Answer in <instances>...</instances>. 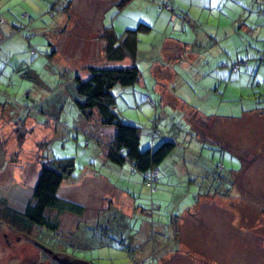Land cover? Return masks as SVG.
Wrapping results in <instances>:
<instances>
[{"label": "rangeland", "instance_id": "1", "mask_svg": "<svg viewBox=\"0 0 264 264\" xmlns=\"http://www.w3.org/2000/svg\"><path fill=\"white\" fill-rule=\"evenodd\" d=\"M69 1L0 0V197L10 207L23 212L31 200L41 160L46 157L73 158V177L63 181L58 196L86 207L85 213L76 216L68 211L49 209L45 216L57 222L58 230L34 226L27 236L0 220V264H59L64 257L90 264L156 263L150 256L145 258L151 245L146 238L140 240L145 243V250L136 255L127 252L128 239L141 228L140 221H149L154 226L159 217L167 220L170 214H175L171 211L175 208L171 200L177 196H163L161 205L156 195L151 196L148 220L139 215L130 219L118 211L121 215L114 224L110 223L109 231L98 228L94 213L99 205L111 203L115 209L120 207L126 212L132 205L129 197L108 188L105 181L123 188L131 183L128 181L137 182V179L126 172H122L121 177L120 172L109 176L99 162L96 167L90 166V154L99 156L103 153L114 127L99 123L96 117L85 121L74 105L78 98L75 76L85 78L87 65L105 66L107 63L103 56L102 36L98 40L102 26L116 27L121 31L133 29L140 22L151 29L149 34L141 37L142 48L147 49L151 42L159 44V40L165 39L162 62L166 61L165 55L183 53L176 64H169L182 78V85L169 88L173 77L169 78L170 67H164L161 74L169 82L160 81L167 84L161 85L160 90L163 92L162 86L165 87L166 97L150 93L159 105L157 110L139 97L137 107L132 108L130 104L135 99L129 93L124 96L118 86L113 90L116 104L127 116L125 121L141 128V147L153 140L160 144L164 139H170L180 146L175 152L177 157L191 153L184 149L192 143L187 142L186 135L190 127L215 137L217 132L224 131L226 136L225 145L214 140L195 144L196 150L209 158L210 164L206 181L199 182L192 191L203 193L208 190L209 200L214 201L211 196L220 188L222 202L228 203V213L214 219L220 221L222 218L217 222L218 234L211 231V236L207 228L203 229L205 234L202 236L206 239L197 240L199 250L191 255L198 259H193L190 264H264V121L262 117L259 118L262 123L252 117L230 120L238 118L240 112L249 107L248 92L255 89L258 99L264 98V64L257 54L259 50L264 51V14L260 15L256 10L257 1L246 0L243 4V0H170L178 17L187 18L191 14L204 24L195 29L189 26V19L188 23L185 20L184 33L178 37L171 30H179V23L169 18L173 11L158 10L160 0H133L122 11L117 8L118 0H73L72 7L65 10ZM235 15L237 23L244 20L249 24V17L257 15L260 18H255L254 28V25L248 26L249 30L243 27V30H235L237 34H230V30L226 33L221 30L220 34V30L212 29L219 19L221 23H230ZM205 23L209 25L205 26ZM173 38H177L180 45L191 43L192 46L186 45L183 50L171 49L176 43ZM212 38L218 39L215 45H211ZM191 49L192 53H189ZM209 54L219 62L215 63L212 57L208 63ZM239 59L247 60L248 65L242 66L238 73L233 74L227 67H221L223 62L230 64ZM250 77V85L245 87ZM226 86L227 91L223 94ZM216 87L221 91L218 95H215ZM175 96L181 98L184 113L173 107ZM191 110L206 117H197ZM152 130L160 133L152 136ZM168 133L170 138L166 137ZM172 192L179 194L174 189ZM185 196L182 202L193 205V196L182 195V198ZM165 233L164 230L163 235ZM121 238L128 242L122 245ZM150 238L157 240L159 237L152 235ZM32 240L58 258L40 250ZM212 242L216 249L226 250V262L223 251L211 254L207 251L206 245L211 243L210 248ZM235 246L237 249L242 247V250L236 252ZM141 255L145 257L141 259ZM174 261V264H189L188 260ZM158 264L164 263L160 260Z\"/></svg>", "mask_w": 264, "mask_h": 264}, {"label": "trees", "instance_id": "2", "mask_svg": "<svg viewBox=\"0 0 264 264\" xmlns=\"http://www.w3.org/2000/svg\"><path fill=\"white\" fill-rule=\"evenodd\" d=\"M132 1L118 0V10H124ZM256 1V10L260 11V15H262L261 13L264 14V0ZM72 2L73 0H70L64 9L66 10L69 6L72 7ZM245 2L246 0H243V4ZM172 6L170 0H160L157 5L159 11H173L171 15L169 14V18L175 23H179V30H171L173 35L178 37V35L184 33L185 20L188 23V19L191 24L189 26L196 27L195 29L200 25H204L194 15H187V18L178 17L174 13V6ZM253 12H255V9ZM249 18L251 19V23L249 24L245 23L244 20L237 23L235 15L230 22L231 25L233 23L232 30H243V27H245V30H249L248 26L252 25H254V28L256 26L255 18L258 19L260 17L257 15L254 18ZM216 25L214 24V27ZM121 31L117 30L116 27L102 26L98 40L102 36L101 39L104 42L103 56L110 66L87 65L84 69L86 71L85 78L78 75L75 76V92L78 98L74 100V105L85 121H91L96 117L99 123L114 127L112 137L103 153H99V156L93 153L90 154V166L96 167L95 164L99 162L101 169L111 176L110 174L118 175L115 169L120 170L125 165L131 173H137L141 176L143 185L152 194L156 189L159 178L158 168L175 148L177 149V143L170 139H164L158 145L157 141L153 140L151 144L141 147V128L138 125L125 121L127 116L124 114V109L122 108L121 111L118 104H116L113 90L118 86L120 87L118 91L124 96L129 93L135 99L134 103L130 104L133 106L132 108L137 107L138 101L136 99L139 97V100L143 99L145 103H148L157 110L159 105L150 94L151 92L154 95L156 94L154 92L155 82L151 77L150 70L152 61L158 59L156 48L162 43V40H159V44L151 42L147 49L142 48V35H147L151 32L150 27L143 22L138 23L133 29ZM263 52L262 50L257 51L258 59L262 64H264ZM124 62H128V65H121ZM216 62L218 63L219 61ZM247 65L248 61L245 59H239L230 64L221 63V67H227L233 74L238 73L242 66ZM234 66L236 68L233 70ZM251 77L248 83L245 84V87L246 85H250ZM141 80H143L142 83L144 85L140 84ZM222 92L224 94V91ZM256 93L255 89L248 92V96L254 102V108L253 106L252 108L253 110L256 108L264 110V98L258 99ZM127 102L130 103V101ZM128 108L131 107L128 106ZM188 131V133L194 135L191 127ZM159 133L158 130H152V136H156ZM85 146H87V143ZM96 158H98V161ZM74 168L73 158L49 159L46 157L42 159L32 190L31 200L25 210L19 212L10 207L4 198L0 197V220L11 226L14 230L27 235V232L32 231L34 226H44L58 230L57 222H53L45 216V213L49 209H55L58 212L68 211L76 216H82L85 213L86 207L79 206L70 200H63L58 196V191L63 181L73 177ZM103 214L102 217L96 218L98 220L97 227L109 231L110 223L114 224L117 216L121 214L116 209L111 211L106 210ZM169 221L171 222V219ZM125 228L128 230L129 225ZM138 232L139 230L135 233ZM128 240L121 238L120 243L125 245ZM133 251L134 249L129 245L127 252L132 253Z\"/></svg>", "mask_w": 264, "mask_h": 264}, {"label": "crops", "instance_id": "3", "mask_svg": "<svg viewBox=\"0 0 264 264\" xmlns=\"http://www.w3.org/2000/svg\"><path fill=\"white\" fill-rule=\"evenodd\" d=\"M236 14H237V12H236ZM189 15H191V14H189ZM220 20L221 19H219L218 22L215 23L217 25H216V27L212 28L213 30H219L220 29V30H224L225 33H226V30H230V34L236 33L235 30H232L233 29L232 28L233 23H232V25L230 23H224V22L221 23ZM208 25L209 24H206L205 26H208ZM218 32H216V33H218ZM220 34H222V31H220ZM173 39H175L176 43L173 45V47L171 49H174L176 47V48L183 50L186 47V45L192 46L191 43H186V45L185 44L180 45L177 38H173ZM211 40H212L211 45H215L218 41V39H214V38H212ZM164 41H165V39L161 41L162 43L160 45H158L159 46V48H158L159 51L157 53L158 59L153 60V61L150 59L152 61L150 74H151L152 79L155 82L154 92L158 96H160L161 98L166 97V94H165V87L162 86L164 88V91L162 92L160 90V86L161 85H167L169 82L168 80H167L168 82H166L165 75L161 74L162 72H164V67H170L171 65H169V64H176V60H180L181 56L183 55V53H182V55H177L176 53L171 54V55H165L166 61L162 62V57H163L164 52H161V50H162V46H163ZM194 41L197 42L196 39H194ZM225 49H228V47ZM190 51L191 52H189V53H192V49ZM179 52L181 53L182 51L179 50ZM212 57H213L214 61H216V57L213 56L212 54L208 55V59L206 58V61L208 63L211 62ZM167 61H168V63H167ZM105 65L110 66L109 63H106ZM121 65H128V62H124ZM182 68L185 69L186 66H183ZM168 72L171 73V74H169V78L171 77V75L173 77L172 79H170L171 82L168 85L169 88H175V85L181 86L183 80L178 75V72H176L175 70H172L171 67H170V70H168ZM190 73H193V71H191ZM142 81L143 80H141L140 84L144 85L142 83ZM160 81L161 82L165 81L167 84L166 83L161 84ZM225 91H227V87L224 90V93H225ZM216 92H217V94H215V95H218L219 90L217 89ZM175 97H173V98H175V100H173L175 103L173 105V107H175L176 110H178L179 112L184 113V108L182 106L184 104H181L182 103L181 98L177 97V96H175ZM248 100L250 101L249 105H248L249 107L246 106L247 109L242 110L240 112L241 115L238 118H232L230 120H242V119L244 120V117H247V118L252 117V118L260 120L259 118L262 117L263 121H264V110L258 109V108L253 110L254 102L251 99V97H248ZM177 105H179V106H177ZM252 106H253V108H252ZM191 112L192 113L194 112V114L197 117H203V116H204L203 118L206 117L205 114H203L199 111L191 110ZM200 115H202V116H200ZM218 118L220 120L222 119L221 116L220 117L218 116ZM260 122L262 123L261 120H260ZM192 131L194 132V135H191L190 133L186 134L188 136L187 142H192V143L184 146V149L189 150L191 153L190 154L184 153V154L176 157L175 152H177V150L180 147V146L179 147L176 146L177 149L175 148V150L162 162V164L158 168L159 178H158V182L156 184V189H155L154 193L151 194V192L148 191V189L143 185L142 178L139 174L131 173L129 171L128 167H126L125 165L122 166L120 168V170L115 169L116 172L118 174L120 172V174H119L120 177L122 175V172H126L128 174V176L133 175L136 177L137 182L130 180V181H128V182H131L130 184H127L123 188H119V187L113 186L109 180H107L108 184L105 181V184L108 188L112 187L116 191L120 192L122 195L129 197V199L131 200L132 205H131L130 210H128V212L123 211L122 208H120V207H118L116 209L117 211L124 212L130 219L136 218V216L139 215V217L144 216V218H146V220H148L147 217L149 216V214H148L147 208L149 206L150 197L153 195H156L158 197L157 201L160 205L162 203V197L163 196L173 195V194L177 196L176 198L171 200L172 206L174 205V207H175V208H172L171 211H174L175 214H173V215L170 214V216H169V218H167V220L159 217L157 222H154V226H151L149 224V221H145V220L141 221V223H139V225L141 227V228H139V232L132 234L130 236V239H129L130 247L134 249L133 252L136 255L139 251H142L143 249L145 250V243H141L140 240L142 238H146V240H148L151 243V245L148 246V252L150 253V255H149V253H148L147 257H145V255H141L140 258L142 259L144 256L147 259L150 256L151 258L156 260L155 264H158L160 260H162L164 264H174L175 259H178V261H180V263L183 262L184 260L185 261L188 260V263L190 264L193 259H195V258L198 259V257H194L193 255H191V252H193L197 249L199 250V248H198L199 244H198L197 240H199V239L205 240L206 239L205 236H202L203 234H205L203 232V229L207 228L208 232H210L211 236H212V232H214V231L218 234V230L216 228H218L217 222L219 220H214V219L216 218L217 215H220L221 217H225V214L227 215V213H228V203L222 202L223 196H222V193H220V190H221L220 188L214 190V194H212V196H211V198H213L214 201L209 200L210 192L208 194V191L207 192L205 191L203 193H200L199 191H197V192L192 191V188H194L195 185H197L199 182H205L206 181L205 176L207 175V172L209 171V164H210L209 158L205 157L201 153L200 150L197 151L195 148L196 147L195 144H201V143H204L206 141L214 140L215 142H218L220 144L223 143L225 145L226 144L225 132L219 131L216 134L217 137H215V135H212L210 133L208 135L207 134L205 135L204 132H203L204 134L201 133L200 131H198V129H196V127L194 130L192 129ZM170 133H168L166 135L167 138H170L169 137ZM184 152H187V151H184ZM218 165L219 164L217 163V165H216L217 169H218ZM113 172H114V169H113ZM186 175H191V177H187ZM92 177L94 179H98L96 175H92ZM99 177L102 178L103 176H99ZM172 189H174V191H178L179 194L177 195V194L173 193ZM182 195H188V196L192 195L193 196L192 202H194V204L192 205L191 203L186 202V201L183 203L182 200H185L186 196L182 198ZM217 195L220 198H218ZM225 200H227L226 197H225ZM156 208L159 209L160 206L157 205ZM114 209H115L114 204H111V203H107V204L102 205V206L99 205L98 209H97L98 213L95 212L94 217L100 218L104 215L103 214L104 211H106V210L111 211ZM236 212H238V211L236 210ZM100 214H101V216H100ZM206 217H207V219H206ZM170 219H171V222L169 221ZM221 219H220V221H221ZM142 226H144V227H142ZM164 227H166V228H164ZM210 227H212V229ZM161 228H164V230L166 232L164 235H163L164 230L160 231ZM208 232H207L208 237H210V234ZM141 234H143V236H141ZM152 235H153V237L157 236L159 238L157 240L151 239L150 237ZM161 238H164V239L161 240ZM210 239L211 238H209L208 240H210ZM248 242H250V241H248ZM201 243H203V242H201ZM209 244H211V243H209ZM209 244H207L205 248H208L207 251H210V254L213 252H217V250L223 251L219 247H218V249H216L217 246L214 243L209 248V246H208ZM241 248L242 247H239L240 251L242 250ZM251 248H252V246H251ZM235 249H236V252H238L239 249H237L236 246H235ZM225 252H226V250L223 251V255H222V257H224L223 258L224 261L227 260ZM253 254H254V251H253ZM235 258L236 257H233L232 260H235ZM143 263H145V262H143ZM139 264H142V263H139ZM147 264H148V261H147Z\"/></svg>", "mask_w": 264, "mask_h": 264}, {"label": "water", "instance_id": "4", "mask_svg": "<svg viewBox=\"0 0 264 264\" xmlns=\"http://www.w3.org/2000/svg\"><path fill=\"white\" fill-rule=\"evenodd\" d=\"M42 250H44L45 252L48 253V255H51L52 257H54L55 259L58 258L56 254H53L50 250L45 249V247H40ZM62 264H88L85 261H81V260H75V259H71V258H66L64 257L63 260L59 261Z\"/></svg>", "mask_w": 264, "mask_h": 264}, {"label": "flooded vegetation", "instance_id": "5", "mask_svg": "<svg viewBox=\"0 0 264 264\" xmlns=\"http://www.w3.org/2000/svg\"><path fill=\"white\" fill-rule=\"evenodd\" d=\"M24 235H25V234H24ZM25 236H27V235H25ZM32 242H33V240H32ZM33 244L36 245V246L41 250V248H40L37 244H35L34 242H33ZM45 253L48 254L47 252H45ZM32 264H36V263L33 262ZM59 264H60V263H59Z\"/></svg>", "mask_w": 264, "mask_h": 264}, {"label": "built area", "instance_id": "6", "mask_svg": "<svg viewBox=\"0 0 264 264\" xmlns=\"http://www.w3.org/2000/svg\"><path fill=\"white\" fill-rule=\"evenodd\" d=\"M236 68V66H234L233 70Z\"/></svg>", "mask_w": 264, "mask_h": 264}]
</instances>
